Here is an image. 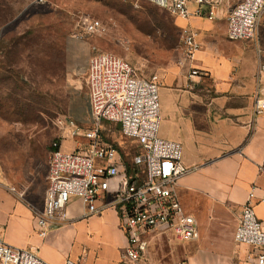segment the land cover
Wrapping results in <instances>:
<instances>
[{"label":"rangeland","instance_id":"rangeland-1","mask_svg":"<svg viewBox=\"0 0 264 264\" xmlns=\"http://www.w3.org/2000/svg\"><path fill=\"white\" fill-rule=\"evenodd\" d=\"M232 5H222L214 22L226 23ZM86 19L100 21L102 29L88 34ZM186 26L184 20L144 3L135 7L120 0H49L43 5L36 0H0V184L15 189L9 191L30 211L43 208L53 142H62L63 148L86 143L81 137L73 140L71 122L82 130L93 128L87 71L96 55L120 57L143 77L157 74L161 116L168 94L165 79L184 57L181 32ZM102 127L105 141L120 147L122 159L137 156L136 147L118 125L104 122ZM162 130L160 121V137ZM203 203L211 204L207 198ZM239 211L214 207L211 219L200 220L203 240L195 246L170 244L172 235L154 233L145 264L248 262L246 250L231 236ZM33 216L28 242L40 238ZM79 222L84 221H67L40 238L52 247L48 253L55 264L65 263L77 243L89 251L97 247L94 234L88 232L85 237ZM31 246L25 249L32 251ZM209 249L216 253L204 255Z\"/></svg>","mask_w":264,"mask_h":264},{"label":"built area","instance_id":"built-area-1","mask_svg":"<svg viewBox=\"0 0 264 264\" xmlns=\"http://www.w3.org/2000/svg\"><path fill=\"white\" fill-rule=\"evenodd\" d=\"M138 7L151 4L184 20L181 32L183 60H194L200 49L191 27L195 18L214 21L222 5H232L226 16L227 37L232 42H257L264 0H120ZM49 0H36L43 5ZM84 29L95 34L102 29L98 20H85ZM264 69V49H258ZM200 71L192 69V75ZM159 76H140L126 60L104 53L91 58L87 71L88 98L93 128L82 130L70 123L73 140L81 137L86 143L72 151H64L62 142H53L47 174V188L41 210L33 209L39 237L71 219L67 209L73 199L85 205L83 219L108 209L116 212L120 228L127 238L121 264H145V253L154 233H167L182 245L199 242L198 223L183 208L178 188L180 181L193 170L182 163L183 149L177 142L159 136ZM253 112L264 117V98L257 96ZM120 127L122 135L139 146L140 154L129 168L117 147L103 137L102 123ZM264 172V165L260 166ZM15 192V189H9ZM264 209V195L258 202L252 188L239 213L235 242L252 248L248 261L264 264V224L256 205ZM0 264H49L36 253L12 247L0 234ZM66 264H81L68 261Z\"/></svg>","mask_w":264,"mask_h":264},{"label":"crops","instance_id":"crops-1","mask_svg":"<svg viewBox=\"0 0 264 264\" xmlns=\"http://www.w3.org/2000/svg\"><path fill=\"white\" fill-rule=\"evenodd\" d=\"M191 27L200 49L193 61L178 65L165 79L168 94L160 117L161 138L181 144L182 163L193 170L180 181L178 195L183 208L198 223L200 244L203 240L200 220L207 216L211 219L214 207L241 210L252 188L256 189L257 202L264 195V172L260 171L264 165V117H256L253 112L255 98H264V69L258 56V49H264V25H260L259 44L230 41L227 23L195 18ZM192 69L199 70V75L193 76ZM74 148L76 145L64 146L63 150ZM205 198L211 204L204 206ZM29 209L0 184L1 238L19 249L32 245V251L42 260L55 264L48 253L52 247L46 241L38 237L32 238V243L27 240L28 232L34 230V212ZM85 210L80 199H73L67 209L68 217L84 221L78 227L85 237L88 232L94 234L97 247L89 251L77 243L75 252L66 256L65 263L121 264L128 242L116 212L108 209L83 219ZM256 212L264 224V209L258 203ZM239 213L233 219L236 221L231 233L233 239ZM169 241L180 244L173 237ZM235 244L251 254L252 248ZM213 253L216 252L209 249L204 255L210 257Z\"/></svg>","mask_w":264,"mask_h":264},{"label":"trees","instance_id":"trees-1","mask_svg":"<svg viewBox=\"0 0 264 264\" xmlns=\"http://www.w3.org/2000/svg\"><path fill=\"white\" fill-rule=\"evenodd\" d=\"M118 128L120 129L119 126H118ZM120 131H121V130H120ZM103 137H104V140H105V137H106V136H105L104 133H103ZM130 142L136 147V150L138 151V154H137V156H138V155L140 154L139 146H138L135 142H133V141H131V140H130ZM115 147H116V146H115ZM117 148H118V150H119V152H120V147L117 146ZM120 153H121V152H120ZM137 156H136V157H137ZM136 157H135V158H136ZM135 158H134V159H135ZM134 159H133V160H129V161H127V160H125L124 157H123V161L126 163V165H127L129 168L132 166Z\"/></svg>","mask_w":264,"mask_h":264}]
</instances>
